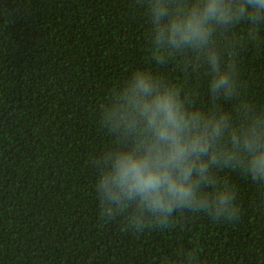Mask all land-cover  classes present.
<instances>
[{"label":"trees","instance_id":"trees-1","mask_svg":"<svg viewBox=\"0 0 264 264\" xmlns=\"http://www.w3.org/2000/svg\"><path fill=\"white\" fill-rule=\"evenodd\" d=\"M132 0H0V264H264V188L239 171L238 222L174 214L166 229L124 230L100 219L91 161L113 146L99 123L112 89L136 70L175 84L193 108L214 102L206 68L153 57L150 24ZM243 31V28L238 29ZM235 62L240 99L264 109V30ZM238 101H234L236 103Z\"/></svg>","mask_w":264,"mask_h":264},{"label":"clouds","instance_id":"clouds-1","mask_svg":"<svg viewBox=\"0 0 264 264\" xmlns=\"http://www.w3.org/2000/svg\"><path fill=\"white\" fill-rule=\"evenodd\" d=\"M131 8L151 26L158 63L170 53L206 68L212 100L233 106L193 108L180 87L146 70L114 87L99 112L114 143L91 161L100 219L122 218L135 232L166 229L188 211L238 222L237 190L218 172L239 171L264 188V109L240 99L235 62L243 47L262 42L264 0H132ZM177 255L199 264L195 248Z\"/></svg>","mask_w":264,"mask_h":264}]
</instances>
